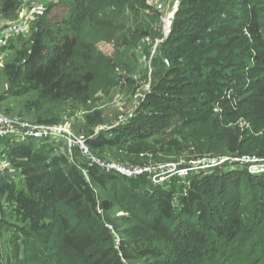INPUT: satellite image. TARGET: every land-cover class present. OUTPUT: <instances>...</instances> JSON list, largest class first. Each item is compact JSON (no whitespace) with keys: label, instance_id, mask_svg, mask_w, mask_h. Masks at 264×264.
I'll return each instance as SVG.
<instances>
[{"label":"trees","instance_id":"1","mask_svg":"<svg viewBox=\"0 0 264 264\" xmlns=\"http://www.w3.org/2000/svg\"><path fill=\"white\" fill-rule=\"evenodd\" d=\"M154 1L43 3L21 78L36 98L31 122L59 125L70 102L88 111L108 89L136 90L137 67L120 52L157 41L150 68L153 77L161 61V77L133 119L87 140L92 153L185 137L182 152L264 160V0H176L166 37L130 20L156 16ZM21 6L0 0V17L16 19ZM15 144L13 169L27 195L44 203L48 225L38 239L9 227V259L0 252V264H264V172L216 168L191 176L176 196L177 183L85 173L46 140L2 141L1 159Z\"/></svg>","mask_w":264,"mask_h":264},{"label":"rangeland","instance_id":"2","mask_svg":"<svg viewBox=\"0 0 264 264\" xmlns=\"http://www.w3.org/2000/svg\"><path fill=\"white\" fill-rule=\"evenodd\" d=\"M20 1L22 2V8L33 3H48L52 0ZM155 1H157V4L154 5L155 9L152 14H156V16L150 17L149 19L141 16L137 19L132 18L130 20H133L132 22L143 30L152 33L153 36L166 37L168 35V33L166 34L168 29L167 18H170L172 6L175 5L176 0ZM159 5L162 6L161 9L157 8ZM39 17H36L34 22L30 24L23 34L12 38L0 50V115L20 118L30 122L34 121L27 111L28 105H33V101L36 100L35 94L28 92L26 88L22 87L21 78L26 69L24 61L28 51L31 29L34 23H38ZM6 19L0 17V23L13 20ZM156 42L149 41L140 45L136 50L133 48H124L120 52L122 62H127L129 65H136L137 67L138 71L136 70L134 84L136 90L132 89L129 92L118 87L108 89L107 93H104V95L102 93L100 96L101 99L97 101L94 105L95 107L88 111L78 109V106L70 102L62 118H60L59 125H62L64 129H69L74 134H86L93 137L101 132H107L116 126V118L119 115L127 114V112L131 111L135 114L138 108L136 106V100L134 99L135 93L147 83L150 86L154 81L152 79L150 61L154 55L151 54L152 50H156ZM103 51L108 52V55L111 54V50L108 48H103ZM142 56L146 58L145 61L142 60ZM156 65H159L158 61L154 64V69ZM21 114H28L29 116L21 118ZM186 143L187 139L185 137L165 138L153 136L151 138L128 142L121 147V150L108 151V155L99 158L106 161H117L131 166H142L149 162L190 161L197 158L200 154H195V151L187 149L186 152H182L181 147ZM17 145L15 144L9 147L10 150L5 159H1L2 157L0 156V252L6 257L7 261L11 249V235L7 231L9 227H21L34 236V238L38 239V235L48 225L44 203L37 199L33 200L27 195L20 175L13 169V165L11 164V159H15L16 156L15 153L10 151L16 150ZM65 154L70 162L75 163L77 167L86 173L88 168L86 166L82 168L83 161L80 154L75 153L78 154L80 161L75 160V156L73 157L68 153ZM221 154L223 153H218L217 155ZM200 173L206 174V172H196L191 178L199 176ZM123 183H126V181H123ZM188 184L189 179L178 182L175 184L176 191L181 189L184 191ZM180 194L175 192L176 196ZM117 215H121V213L119 212ZM3 263L6 264V260Z\"/></svg>","mask_w":264,"mask_h":264},{"label":"built area","instance_id":"3","mask_svg":"<svg viewBox=\"0 0 264 264\" xmlns=\"http://www.w3.org/2000/svg\"><path fill=\"white\" fill-rule=\"evenodd\" d=\"M161 9L162 6H157ZM46 12V6L43 3H33L19 9L17 18L12 21H4L0 23V50L14 37L23 34L26 29L34 22L36 17L42 16ZM171 18V14H170ZM167 18L169 33V25L172 18ZM155 49L151 54H154ZM146 60L145 57L142 59ZM165 65L168 67V60L164 59ZM150 86L147 83L138 90L134 99L136 106L141 102L145 95L149 92ZM134 113L119 115L117 125H123L133 119ZM91 136L82 134H74L69 129L62 128V125L48 126L36 124L24 119L13 118L0 115V143L2 141L18 142L25 139L46 140L54 143L59 151L75 156L80 154L83 164L87 168H96L104 175H118L125 179H136L145 177L149 184L153 186H169L189 179L196 172H207L216 168L227 169L233 171L240 168H246L250 174H260L264 172V160L250 155L235 156H217V157H197L190 161L176 162H155L146 163L142 166H131L117 161H106L89 149L87 140ZM237 168V169H236ZM112 230L110 226H108ZM118 244V241L117 243Z\"/></svg>","mask_w":264,"mask_h":264},{"label":"crops","instance_id":"4","mask_svg":"<svg viewBox=\"0 0 264 264\" xmlns=\"http://www.w3.org/2000/svg\"><path fill=\"white\" fill-rule=\"evenodd\" d=\"M162 74V64L161 61H159V65H156V68L154 69V73H153V77L152 79L154 80V82L158 81V79L161 77ZM118 150H121L120 148ZM103 154L106 156L108 155V151H103ZM133 181V179H132ZM130 181V182H132ZM183 189L181 190H177L178 193H182Z\"/></svg>","mask_w":264,"mask_h":264}]
</instances>
